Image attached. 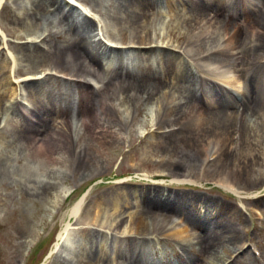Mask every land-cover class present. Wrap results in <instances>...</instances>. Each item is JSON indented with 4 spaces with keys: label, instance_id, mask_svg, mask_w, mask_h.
I'll use <instances>...</instances> for the list:
<instances>
[{
    "label": "bare ground",
    "instance_id": "6f19581e",
    "mask_svg": "<svg viewBox=\"0 0 264 264\" xmlns=\"http://www.w3.org/2000/svg\"><path fill=\"white\" fill-rule=\"evenodd\" d=\"M103 1L112 2L115 12L109 17L101 13L103 23L100 26L90 16H86L73 0H14L13 5L8 6L12 12L11 21L14 25H21L18 26V30L23 34H28L31 29L37 34L42 25L47 26L41 36L37 34L36 40L20 41L24 39L22 34L9 33L19 41L14 43L13 48L19 50L18 54L23 62L27 61L37 68L54 52L59 59H64L68 53L70 61L67 66L61 67V72L66 75L61 80V86L47 89L43 85V80L48 74L24 76L19 81L16 75L19 74L18 63L23 64L20 58L14 53L0 55V59L8 64L9 68L0 65V179L14 172L13 162L32 155L33 159H38L40 168L45 171L40 176L44 179L39 180L36 176L28 175L25 165V173L21 180L16 181L22 186H27L31 196L39 199L52 198L50 206L55 208L59 202L67 198L65 195L67 190L64 191L62 185L65 175L72 169L75 170L76 166L81 168L82 160H85V150L86 153L87 149L90 152V137L93 140H101L96 149L97 153L103 148L102 145L119 146L120 140L114 129L116 126L114 117L119 121H128L132 116L130 107L134 105L133 102L142 100L152 104L156 115L148 120L154 123L169 117L175 120H193L197 121L196 129L202 127V130L206 129L207 133L213 134H228L229 123L233 121L235 112V118L244 112L251 121L249 127L252 131L247 139L249 150L242 155L243 161L250 166L246 176L251 182L257 179L259 182L264 180V149L262 150L261 146L262 152L257 154L255 148L260 145L250 141L252 136L258 134L254 131L255 123L258 122L252 113L256 108L264 110V107L258 106L261 98L264 100V59L262 64L257 63L260 62L257 61L259 52L264 51L262 15L264 0H165L171 16L178 20L182 18L184 27L191 31L187 39L189 43L187 47H182L181 52L176 48H169L171 45L166 42L163 43L166 35L149 30L143 31L153 14L162 16L161 0H78L96 12ZM5 2L6 0H0V11ZM177 3L181 9H177ZM111 25L115 27L116 32L111 29ZM58 27L65 30L69 37L66 38L54 30ZM132 33L135 34L130 35ZM173 40L170 44L175 42L181 45L184 41L183 38ZM5 45L9 50L8 44ZM129 45L139 48L133 49ZM165 52L175 57L177 65H169L168 69L161 72L159 67L164 64L162 55ZM126 61L130 62L132 69L124 66ZM51 63L54 65L52 61ZM240 74L243 79L245 78V83L239 79ZM90 80L101 86L96 88ZM240 82L242 92L239 96L236 89H239ZM111 85L113 90L119 89L122 109L100 100ZM211 85L213 89L209 90ZM75 86L78 87L75 90L76 96L71 94ZM250 88L254 90L256 99L254 103L252 101L253 106H250V103L248 107V103L241 98L245 93L248 94ZM23 96L33 103L31 109L19 106ZM246 98L247 101L250 99L248 96ZM61 100H66L76 109L69 108L66 103L61 104ZM39 105L41 107L39 111L31 112L39 108ZM57 112L63 115L61 128L65 134H60L51 125L53 124L51 118L53 119ZM23 116L31 122H25ZM33 125L35 129L29 128ZM180 129L172 132L173 134L168 133L164 147L178 150L179 146L176 143L179 138L174 137V134L177 135ZM245 129L248 132L250 130L247 126ZM26 133L32 135L28 143L24 141L28 139ZM105 137L109 139L105 141ZM257 139L264 142L260 134ZM81 142L84 149L80 148ZM208 144L207 141L201 148H196L190 146V143L186 146L189 148L187 153L184 150L180 151L186 155L188 160L186 163L191 167L184 170L185 174L182 176L174 171L169 174L175 179L172 182L197 185L194 171L201 173L202 165L207 159ZM162 173L166 174L165 171ZM213 181L238 198L244 196L254 198L259 195V192L246 195L222 177ZM156 187L158 189H153L155 192L153 196L149 193L143 194L144 207L139 204L137 196L133 202L128 201L130 194L125 191L114 194L125 199L121 206L117 198L108 196L109 200L114 199L113 211L107 213L106 217L97 223L98 231H106L105 235L99 237L94 232H89L91 237L104 240L110 238L116 244H129V250L111 246L112 260L111 256L106 255L96 259V254L99 253L93 249L95 244L93 239H90L87 240L88 245L79 243L78 250L66 244L65 250L69 251L70 255L63 257L61 264H72L75 258H78L79 264H91L93 261L97 264L108 262L115 264L118 257L128 260L126 264H147L145 262L150 254H157L158 260L164 264H173L169 253L172 256L179 255L177 260L180 264H195L194 257H190V262H187L185 257L180 255L190 252L192 244L197 246V253L203 252L208 259L207 264H234L233 253L230 249L224 248V244L235 241L237 233L229 230L221 222L222 219H217V216L208 218L206 214H212L214 210L224 208V205L214 200L204 204L209 210H205L204 217L199 219V222H194L193 229L181 213L185 209L193 212L197 211V208L202 209L204 206L202 203L207 201V198L204 195L173 196L170 191ZM132 190L137 191L135 188ZM102 201L104 202L101 200V203ZM83 203V198L77 202L71 209V217L75 218ZM139 205L142 206L141 210ZM156 206L178 209L181 216L170 215L164 221L166 218L163 215L155 217L156 211L153 209H156L154 208ZM99 209L100 206L94 216H99ZM67 228L69 225L63 232ZM60 238L61 234L59 240Z\"/></svg>",
    "mask_w": 264,
    "mask_h": 264
},
{
    "label": "rangeland",
    "instance_id": "374dc122",
    "mask_svg": "<svg viewBox=\"0 0 264 264\" xmlns=\"http://www.w3.org/2000/svg\"><path fill=\"white\" fill-rule=\"evenodd\" d=\"M13 2L14 0H6V3L2 6L0 11V28L8 35L5 36V40L8 44L9 50H11L22 61L21 56L18 54L19 50L17 51V49L15 50L13 48V42L16 41L12 35H9V33H19L23 36L28 35L26 37L31 38L27 39L36 40L37 34L41 36L47 26L42 25L37 34H35V31L32 29L28 31V34H23L18 30V26L21 27V25H14L11 21L12 12L8 6L13 5ZM161 2L162 5L160 11L162 12V16L158 17L156 14H153L150 23L143 31L149 30L150 32H157L166 35L167 37L163 40V43L166 42L168 45H171L169 48H176L181 52L182 47H187V44L189 43L187 39L189 38L191 31L189 28L184 27L182 18L178 20L171 16V13L168 12L166 7L165 0H161ZM179 6V3H177V9H181ZM97 10L108 17L111 13L115 12L113 3L106 1H103ZM262 15L264 16V14ZM93 17H96V15L93 14ZM43 26L44 29L42 31ZM54 30L62 33L66 38L69 37V35L65 34V30H62L59 27ZM171 33H173V35H171ZM134 34L135 33H132L130 35ZM172 37L174 39L183 38L184 41H182L181 45L173 42L176 46L172 47L173 43L170 44V42L174 41ZM159 41L160 40L158 39L157 42ZM0 49H2L1 41ZM1 52L6 54V51L0 50V55H2ZM257 59V61H260L257 63L262 64L264 51L259 52ZM162 60L164 64L159 67V71L161 72L162 70L168 69L169 65H177L175 57L166 52L162 55ZM69 61L68 53H66L64 59H59L54 52L47 57L45 62L39 64L37 68L27 61H22V65L18 64L31 74H48L49 78L46 77V79L43 80V85L45 88L51 89L52 87L61 86V80L66 76L65 73L61 72V67L67 66ZM0 65H4L6 66V69H9L8 64H5L1 59ZM124 66L132 69V65L128 61H126ZM234 70H236L235 67ZM242 73L245 74L244 71ZM83 78L84 77L81 79L83 80ZM240 78L243 83L246 82L245 78L243 79L242 76ZM76 89H78L77 86L74 87V92L71 94L76 96ZM211 89H213L212 85L209 90ZM118 92L119 89L115 88L113 90L111 85L103 93L102 99L100 100L108 105L122 109L120 104L121 97ZM210 93L214 95L213 92L210 91ZM248 94L245 93L241 100L246 101L249 107L250 103V106H253L256 98L253 89L250 88ZM246 96H248V98L250 97L248 101ZM229 98L233 99L231 97ZM64 103H66L69 108L76 109L75 106H70L66 100H61V104ZM133 104L134 107H130L132 116L128 118V121H119L114 117L116 122L114 129L120 140L119 146L116 147V145H109L108 147H104V145H102L103 148L100 150L101 153L100 151L97 153L96 149H98L101 140H93L90 137V152L87 149L86 153L85 150V160H82L83 163L81 168L76 166L75 170L72 169L69 174L65 175L62 185L64 191L67 190L65 194L67 195V198L59 202L55 208L50 206L52 205V198L49 199L48 197L46 199H39L31 196L27 186H22L16 181L21 180L25 173V165H27L25 168L27 169L28 175H33L36 176L37 179L43 180L44 178L40 176L45 171L40 168L41 165L38 163V159H33V156L29 155L24 156V159H20L18 162L12 163L14 172H11L7 177L0 179V264H61V259L70 255L69 251L65 250L66 244L72 249L78 250L79 243L88 245L89 243L87 240L90 239H93V243L95 244L93 249H96L99 253V255L96 254V259L103 258L101 256L106 255L111 256L112 260L113 257L110 253V250H112L111 246L122 249L126 248L129 250V244H116L113 243L110 238L104 240L91 237L92 235L89 232L92 231L99 237L105 235L106 231H98L97 223L101 221L102 218H105L107 213L113 211L112 207L115 198H117L120 206L125 201L123 198L116 197L114 195L115 193L124 191L128 192L130 195L127 200L131 202H133L134 199L136 200L135 196H137L139 204L144 207L143 194L149 193L150 196H153L155 193L153 189H158L156 186L161 190L170 191L173 196L185 195L195 197L204 195L205 198H207V201L203 202L202 206L208 204V201L212 202V200L224 205V208L214 210L212 214H206L208 218L217 216V219H222L221 222L225 224L229 230L233 233H237L235 241L232 240L229 244H224V248L232 251L234 264H264V180H261V182H259L260 180L258 179L255 182L248 181L246 174L250 166L248 163H245L242 158V155L246 154L249 150L247 139L248 134L252 132L249 127V124H251L249 117H247L244 112H241L240 116L235 118V112V115L232 118L233 121H230L229 123L230 128L228 134H213L212 132L207 133L208 130L206 129L202 130V127L196 129L197 121L193 120L183 121V119L175 120L174 118L169 117L163 121H156V123H158L156 125V123L148 120L150 117L156 115L150 102L147 103L140 100L134 101ZM200 105L202 106V104ZM258 106L261 108L264 107V100L262 98L259 101ZM40 109L41 107L39 105L37 111ZM252 116L253 118H256L258 122L255 123L256 128L254 131H257L256 134L258 133L262 135L264 139V110L260 111L256 108L255 112L252 113ZM145 117L147 120H145ZM23 119L25 122L29 123L25 116H23ZM62 121V113L57 112L53 116V119L51 118V122H53L51 125L60 134H65L61 128ZM244 125L250 129L249 132L245 129ZM30 127L35 129V125L29 126V128ZM176 128H181L177 135L174 134V137L179 138L176 143L179 146L178 150L168 149L164 147L166 146L164 145V142L166 143L168 135L174 132V129ZM184 129L189 131H185ZM26 134L28 139L24 141L28 143L32 135L31 133ZM257 136H252L250 141L260 145L258 148H255L256 153L260 154L264 149V142L258 140ZM86 138L89 140V137L86 136ZM107 138L108 137H105V141L109 139ZM207 141L209 142L208 146H211L207 151L214 148L216 150V159L208 163L205 170H201V173H197V170L194 171V177L198 182V186L171 183L173 177L169 174H172L174 171L182 176L185 174L184 170L190 169L191 167V165L189 167V164L186 163V161H188L186 155L181 154L180 151L184 150V152L187 153L189 148L186 146L190 143V146L201 148V146H204ZM80 148L84 149V144L82 142L80 143ZM87 163L88 165H86ZM37 166L39 167L36 168ZM176 169H179V171ZM163 171H165V175H163ZM137 172L146 173L148 177H152L154 182L129 181L130 179L128 177ZM219 177L224 178V180L235 185L247 194H255L256 192H259V195L258 197H255V200L237 198L223 188L218 187V185H216L218 182L214 183L213 180L218 179ZM132 188L137 189V191H133ZM145 189L150 190L146 191ZM108 196L115 198L109 200L107 198ZM83 197L85 198L82 211H84L86 215H82L77 219L69 217L68 214L71 209ZM101 200H104V202L102 201L101 203ZM107 204L110 206H107ZM140 205L139 210L142 209V206ZM242 205L243 208L240 207ZM99 206L101 209H99L100 212L97 217L94 215ZM245 206L247 209L244 208ZM92 207H94L93 215H91ZM154 208H156L153 209V211H156L155 217L156 215H163L166 218L164 221L167 220L170 215L179 216L181 213L180 211V213L177 211L178 209H164L163 207L158 206ZM250 209L254 210L252 214L249 211ZM205 210L207 211L209 209L204 205L202 209L197 208V211L195 212L191 210L193 213H191L190 210L185 209L181 214L186 222H189L190 226L195 229L194 222H199V219L204 217ZM133 211L134 208L132 207V212ZM127 212L129 213L130 209H128ZM67 225H69V228L64 234L65 242L59 246H62L60 252L57 255H52L53 246L58 242V235ZM196 230L197 232H200L199 229ZM248 245L253 246L258 251V257L254 256L248 248ZM196 247L195 244H192L189 249L190 252L187 254L181 253L180 255H183L187 262H190V257H194L195 264H207L208 259L204 254H196ZM74 255L76 256V254ZM58 256L59 258L57 259L56 257ZM178 256H172L171 253H169V258L173 264H180L177 260ZM127 262L129 261L118 257L115 264H126ZM145 263L164 264L163 261L158 260L157 254H150ZM72 264H79L78 258H75ZM91 264L97 263L93 261ZM107 264L113 263L108 262Z\"/></svg>",
    "mask_w": 264,
    "mask_h": 264
}]
</instances>
